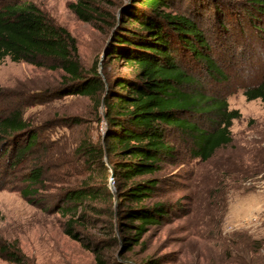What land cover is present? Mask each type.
<instances>
[{"label": "rangeland", "instance_id": "1", "mask_svg": "<svg viewBox=\"0 0 264 264\" xmlns=\"http://www.w3.org/2000/svg\"><path fill=\"white\" fill-rule=\"evenodd\" d=\"M48 20L67 29L78 42L80 65L85 72L98 67L110 80L129 69L122 63H106V49L118 25L124 24L123 9L137 5L132 0H91L102 19L96 23L78 20L71 10L76 0H30ZM255 0H173L167 12L196 20L211 44V53L225 77L212 74L188 53L180 63L197 84V90L227 100L238 111L233 121L232 143L204 162L193 155L194 144L185 136L175 137L177 160L156 174L163 180L161 197L175 216L153 227L140 245L126 249L121 234L105 215L76 229L85 242L98 245L107 264H264V107L248 101L245 91L264 77V17H254ZM255 19V20H254ZM106 67L105 70L103 67ZM64 73L31 64L0 63V115L23 113L24 119L41 131L50 151L43 185L36 196L42 205L22 195L29 186L30 172L38 164L35 154L18 167L0 161V243L17 242L25 264H98L96 256L81 242L65 235L68 217L55 209L60 194L79 187L88 176L87 167L76 157L83 140L99 143L105 133L97 109L88 97H59ZM204 128H211V115H191ZM111 179V178H110ZM109 188L114 192L113 182ZM103 209L109 208L104 203ZM49 208V211L46 209ZM0 264H13L0 257Z\"/></svg>", "mask_w": 264, "mask_h": 264}, {"label": "trees", "instance_id": "2", "mask_svg": "<svg viewBox=\"0 0 264 264\" xmlns=\"http://www.w3.org/2000/svg\"><path fill=\"white\" fill-rule=\"evenodd\" d=\"M132 1L137 6L123 9L121 17L126 20L116 27L106 49V63H122L129 70L110 80L98 67L89 72L82 69L76 38L48 20L36 4L0 0V63L10 58L14 63L60 70L64 76L59 97H88L97 109H103L101 119L106 128L99 143L83 140L76 149L88 176L81 186L62 192L55 207L68 217L65 235L93 252L98 264H107L105 247L85 242L76 227L86 229L94 217L105 215L111 227L119 230L121 245L126 249L140 245L151 228L175 216L168 201L147 204L163 192L164 181L155 178L156 174L176 163L175 137L191 140L193 155L207 162L232 143L233 121L241 118L240 112L230 110L227 100L187 89L197 84L179 61L188 53L210 73L225 77L196 20L167 12L173 0ZM254 6V17H264V0H255ZM70 8L78 20L96 23L102 19L91 0H76ZM254 29L264 33L261 24ZM245 96L248 101L260 100L264 107V77L257 86L246 89ZM192 114L211 115L212 127L206 129L192 121ZM50 148L22 112L0 115V161L8 157L7 169L38 156L27 180L29 186L22 191L33 204L42 205L36 196L43 185L42 163ZM111 176L114 192L108 185ZM103 203L109 208L103 209ZM0 257L13 264L26 263L17 242L0 243Z\"/></svg>", "mask_w": 264, "mask_h": 264}, {"label": "water", "instance_id": "3", "mask_svg": "<svg viewBox=\"0 0 264 264\" xmlns=\"http://www.w3.org/2000/svg\"><path fill=\"white\" fill-rule=\"evenodd\" d=\"M110 181H112V176H111V179H110ZM113 182V181H112Z\"/></svg>", "mask_w": 264, "mask_h": 264}]
</instances>
